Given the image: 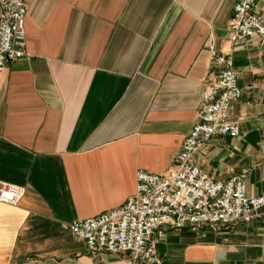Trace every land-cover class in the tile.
Returning a JSON list of instances; mask_svg holds the SVG:
<instances>
[{
	"label": "crops",
	"instance_id": "0c3cea01",
	"mask_svg": "<svg viewBox=\"0 0 264 264\" xmlns=\"http://www.w3.org/2000/svg\"><path fill=\"white\" fill-rule=\"evenodd\" d=\"M237 0H25L24 56L0 72V264H127L86 252L69 224L121 207L138 172L162 175L196 123L213 71L207 44L231 55L237 138L193 156L208 178L246 175L264 193V41L232 44ZM264 22V0L255 5ZM159 264H264V207L250 224L168 230Z\"/></svg>",
	"mask_w": 264,
	"mask_h": 264
},
{
	"label": "built area",
	"instance_id": "2783aa9c",
	"mask_svg": "<svg viewBox=\"0 0 264 264\" xmlns=\"http://www.w3.org/2000/svg\"><path fill=\"white\" fill-rule=\"evenodd\" d=\"M260 0H237L228 25L234 44L257 36L264 41V22L256 15ZM25 0H0V72L24 56ZM210 72L200 95L196 123L183 139L174 165L164 174L138 172L134 193L117 208L69 224L72 237L89 254H122L127 264H159L156 245L168 230L203 227L218 230L238 223L250 224L264 207V193L247 196L246 175L224 182L205 176L194 154L217 137L237 138L239 125L228 119L232 104L241 97L231 55L207 44ZM20 187L0 182V203L16 206Z\"/></svg>",
	"mask_w": 264,
	"mask_h": 264
}]
</instances>
